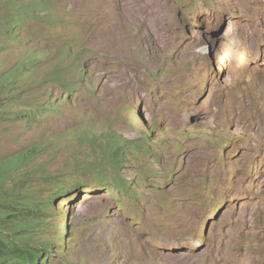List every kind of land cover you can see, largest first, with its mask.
Wrapping results in <instances>:
<instances>
[{
    "label": "rangeland",
    "instance_id": "rangeland-1",
    "mask_svg": "<svg viewBox=\"0 0 264 264\" xmlns=\"http://www.w3.org/2000/svg\"><path fill=\"white\" fill-rule=\"evenodd\" d=\"M17 1L35 0H0L2 47ZM39 1L0 52V98L29 113L0 122V236L55 241L45 264H264V0Z\"/></svg>",
    "mask_w": 264,
    "mask_h": 264
},
{
    "label": "clouds",
    "instance_id": "clouds-1",
    "mask_svg": "<svg viewBox=\"0 0 264 264\" xmlns=\"http://www.w3.org/2000/svg\"><path fill=\"white\" fill-rule=\"evenodd\" d=\"M177 1H180V0H177ZM227 1L230 2L231 4H233L237 0H227ZM197 3H198V1H196V0H189V3L187 4L186 7L187 8H191V9H195L196 6H197ZM17 5L18 6H16V9H15V17H13L11 15H8V27H7L6 31H5L6 41H5V45L3 47H2V45H0V52L2 50H4L3 48L5 46H7L8 44L12 43L13 40H17L18 39V35H19L18 30L20 29V27H22L24 25V23L29 18L32 17V16H26L25 12H23L21 10L25 9L27 11V14L28 13L32 14V13H34L33 10L38 8V7H40L42 5V3L39 0H35L34 2H30V3H27V4H21L19 1H17ZM177 5H178V3H177ZM52 22H53V20H52ZM222 29L224 31L226 29V25H224L222 27ZM205 30H206L205 28L204 29L201 28V31H204V33H205ZM147 31L150 32L149 28H147ZM223 31L220 32V33H218V32L214 33V35L216 37L215 39L218 40L219 37H221L220 35L223 33ZM192 48H193L194 53H202V54L204 53L205 54V52H202V49H200V48L199 49H195V44H192ZM24 68H29V67L24 65ZM20 78L21 77H16L14 79V83L12 84V86L14 84H18L19 87H21L22 89H25L23 83H21V81H20ZM5 81H7V78L4 79V82ZM10 98L12 100L9 99V101L6 100V99L0 98V109H2L6 113V118L0 119V122L7 121V120H10V119L19 120V119H22L26 115L29 116V113L27 111H25V110L14 111L12 108H9L8 107L9 104L12 105L14 103H17V101H20L18 98H15V97H12V96H10ZM2 102H4L5 105H3ZM41 109H42V107L40 109H38V110H41ZM42 114L43 113H41V115ZM30 116H32V115H30ZM124 141H125V139H123V142ZM124 146H125V144H124ZM123 149H124V147L120 148V150H123ZM116 181H119V180L115 177V182ZM90 184H91L90 181H82L80 183H73L69 187H65V186L61 187L62 189L57 195H55L53 203L54 204L62 203L65 207H69V209H71L73 207H77L80 204V202L82 201L83 197L86 196L87 194H89L90 190H88V189L91 187V186H89ZM128 185H129V181H124L123 182V186L124 187L120 185L119 189L122 190V193H123V190L124 191L127 190V186ZM123 195H124V193H123ZM126 195H128V194H125V196ZM10 201L11 202H9V204H7V205L3 204V207L7 208L5 210L6 213L9 212V214L10 213L13 214L15 220H17L16 216H18L19 213L16 212V210L18 209V207L16 205V199H14L11 196L10 197ZM120 202H121V199H120ZM123 202L124 201H122L121 204L125 205V203H123ZM12 203H13V208L10 209V207L12 206ZM44 206H45L44 202L40 201L38 203H35L33 207H28V208L21 209L20 215H26L27 214V217L29 219L31 217L33 219H30V220H26V218L25 219H21L20 222H22V223H19V224L20 225L24 224L23 227L26 228V230L30 229L31 227H35L36 222H38L39 226H45L47 221H43V220H46L47 211L45 210ZM37 208H38L37 212L29 211V209H37ZM33 215H34V217H33ZM39 217H40V219H39ZM14 218H12L11 220H13ZM216 219H218V215H216L215 217H210L207 220L206 225H205V232L206 233L209 231L212 222L214 220H216ZM69 220H70V217L67 218V222ZM67 228H69V226H67ZM44 229H45V227H43V230ZM27 236L28 235H26V233H21V235H20L21 238H24V237H27ZM132 237L138 239L140 241L141 247H142V242H141L140 238H138L136 236H132ZM132 237H129L128 241ZM50 242L52 243L53 248H50V247L47 246V244L50 243ZM15 243L20 244V245H24V246H28V245H25V244H22V243H19V242H15ZM41 244L42 245L40 247H36L37 249L41 250V253H42V255H41L42 262L40 264H45L44 262H48V259L49 258L52 259L53 255H54V258H56L58 256V254L61 256V258H60L61 261H62V259L63 260L66 259V256H65L64 252L61 249H59L58 244L55 241L45 240ZM32 247H35V246H32ZM130 247H131V245H130ZM158 248L161 251H165V252L179 253V252L176 251L177 248L168 247V245H160V246H158ZM182 248L183 249H181L180 252L187 251L186 248H184V247H182ZM201 248H204V245H202ZM57 249L60 251V253H56ZM132 250H133V248H132ZM48 253H51V254L49 255ZM133 255H135L134 252H133Z\"/></svg>",
    "mask_w": 264,
    "mask_h": 264
},
{
    "label": "trees",
    "instance_id": "trees-1",
    "mask_svg": "<svg viewBox=\"0 0 264 264\" xmlns=\"http://www.w3.org/2000/svg\"><path fill=\"white\" fill-rule=\"evenodd\" d=\"M2 104L5 105L4 102ZM3 118H6V113L0 109V119ZM29 211L37 212L38 208L29 209ZM12 218H14L13 214L7 212L4 216V222L7 220L11 221ZM47 246L53 248L51 242ZM48 254L50 255L51 253ZM41 255V250L36 247L20 245L14 241L5 240L0 236V264H40L42 262Z\"/></svg>",
    "mask_w": 264,
    "mask_h": 264
},
{
    "label": "bare ground",
    "instance_id": "bare-ground-1",
    "mask_svg": "<svg viewBox=\"0 0 264 264\" xmlns=\"http://www.w3.org/2000/svg\"><path fill=\"white\" fill-rule=\"evenodd\" d=\"M144 18V17H143ZM144 20V19H143ZM140 22V21H139ZM244 23V22H243ZM141 24H143V21H141ZM238 24V23H237ZM236 24V25H237ZM246 24V23H245ZM146 27L148 26V25H145ZM144 26V27H145ZM235 27V26H234ZM148 28H150L149 26H148ZM242 28V27H241ZM143 30V29H142ZM232 32H236V30L233 28V30H231ZM147 33H148V36L152 33L151 31V33L150 32H148V31H146ZM240 32V31H239ZM249 33V32H248ZM153 34V33H152ZM144 35V34H143ZM147 34H145V36H146ZM235 35V34H234ZM141 36H142V34H141ZM144 36V37H145ZM153 36V35H152ZM150 37V36H149ZM141 38H143V37H141ZM148 39V38H147ZM232 39V38H231ZM237 39V38H236ZM144 40V39H143ZM142 40V41H143ZM134 50V49H133ZM215 92V91H214ZM220 92V91H219ZM260 132V130L259 129H252L251 131H250V133H249V137L251 138V139H253V140H255L256 138H257V133H259Z\"/></svg>",
    "mask_w": 264,
    "mask_h": 264
}]
</instances>
